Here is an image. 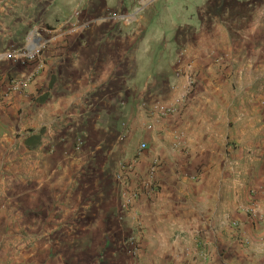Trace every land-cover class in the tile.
<instances>
[{"label":"crops","instance_id":"crops-1","mask_svg":"<svg viewBox=\"0 0 264 264\" xmlns=\"http://www.w3.org/2000/svg\"><path fill=\"white\" fill-rule=\"evenodd\" d=\"M242 21L208 0H0V56L36 29L77 30L24 94L8 79L33 69L0 66V264H82L98 234L123 229L142 240L137 264H264V33ZM158 105L179 112L151 116ZM75 129L99 144L81 153ZM115 131L117 145L100 146ZM115 152L136 162L128 188L159 163L156 193L128 209L127 187L99 172L83 197L86 156ZM107 220L124 226L103 232ZM104 247L100 264L128 263Z\"/></svg>","mask_w":264,"mask_h":264},{"label":"rangeland","instance_id":"rangeland-1","mask_svg":"<svg viewBox=\"0 0 264 264\" xmlns=\"http://www.w3.org/2000/svg\"><path fill=\"white\" fill-rule=\"evenodd\" d=\"M225 3L226 5V13H227V19L231 20V21H237V20H243L242 22L244 24L247 25V23H249L250 21L253 22L254 19H257V22L259 24V26L263 27L262 31L264 33V0H208V4H209V11L211 13V15L216 16L217 12L221 9V6ZM220 7V9H219ZM264 43V42H262ZM261 46H263L264 48V44H261ZM72 126V125H71ZM73 128V127H71ZM118 131V130H117ZM74 137L71 139L72 141V147L75 149H81V153H84V151H86L87 153H89L88 150H90L91 148L94 147L95 144H99L97 143V141H95V138H91V137H86L85 135H87L88 133H86L84 130H79V129H75L73 131ZM69 135V134H67ZM82 135V136H81ZM117 135L118 132H113V134L111 135V137H109V139L107 138V140H103L102 143L100 144V146H102L103 148H111L113 146L117 145ZM84 136V137H83ZM79 138H82L83 140V145L80 146V148H78V144L77 141ZM96 146V145H95ZM85 157L83 156V159ZM86 158L88 160H86V163L84 164V168L83 171L85 172V176H82V179L80 180L82 183L86 184L85 187L82 186V191H83V197H90V193L92 192V188L91 186L88 184L89 182H91L92 178H93V173L95 172H99L102 175L100 177H102V181L105 180L106 182V186H112L114 187V190L116 187H118V183H115V174L117 173L121 163H124L128 160V156H126L123 153H118L115 152V154L112 155L111 157H107L104 154L103 155H99L97 157L91 158L90 155H87ZM105 159H107V164L104 161ZM92 160V161H91ZM100 165V164H104L107 167L105 168L104 171L100 172L97 171V167L96 165ZM87 175V176H86ZM83 177H86L85 180H83ZM116 192H118L117 197L121 199L122 201V197H123V192L122 190L119 189V187L117 188ZM117 208V206H116ZM115 208V212L117 213L118 209L116 210ZM107 222L109 223L108 225H106L104 227V225L102 227L103 228V232H105L107 230V228H109L110 230L112 228H116L118 226V224L121 225L122 227V221L120 222V220L118 221H114L113 222L107 220ZM124 226V225H123ZM84 233V232H83ZM125 234V235H124ZM113 240L109 241V239L107 240V236H105L104 234H98V237L94 238V240H92L93 242L99 244L100 250L97 251L96 253V258H94V254L93 253H88V251L84 250V247L88 248V246L90 245V238L88 239L87 234H83L82 235V240H79L82 244L83 247V252H82V264H92L96 261H99V264L101 262V257L104 256V254L106 255L107 252L103 251L105 249V245L108 244H114L116 245L118 248L117 249H125L127 252L125 253L126 257H127V264H137L138 263V257L140 253V246L142 243V240L139 239L136 236H130L127 237L125 230H121V233H115V234H111ZM77 236V235H76ZM74 236L73 235H67L66 239L67 241H70L71 243L74 240ZM78 238V237H77ZM129 238V240H128ZM107 240V241H106ZM139 244V247H138ZM102 249V250H101ZM120 251V250H118ZM98 257V258H97ZM125 259V258H124ZM123 259V260H124ZM123 260H117V264H121L123 262Z\"/></svg>","mask_w":264,"mask_h":264},{"label":"built area","instance_id":"built-area-1","mask_svg":"<svg viewBox=\"0 0 264 264\" xmlns=\"http://www.w3.org/2000/svg\"><path fill=\"white\" fill-rule=\"evenodd\" d=\"M117 18V14L112 15ZM77 30L75 28L65 29H40L34 30L28 36L26 43L22 47H11L0 56V66L3 60H8L13 65H21L24 67H31L33 69L31 75L21 78H9L8 79V91L10 93L24 94L29 89L32 83L33 77H35L44 67L43 54L49 49V47H59L65 44ZM1 71V68H0ZM1 77V74H0ZM197 83V79H193V84ZM179 112L178 105H158L152 109L150 115H158L160 117H169L176 115ZM150 128V127H149ZM78 148L83 145L82 138L77 141ZM148 149L146 143H142L137 152L136 158L142 156V154ZM135 158V159H136ZM136 162H124L121 163L117 173L115 174V180L119 184H123L127 189L123 192L124 203L123 207L128 209L136 202H138L143 194L153 195L159 188L155 174L158 170L159 163L155 162L149 170L148 176L145 180L138 182L135 186L128 188V180L134 173V167ZM248 215L254 216L253 210L245 211ZM233 228L239 229L240 223L233 221ZM250 241L245 239V244H249Z\"/></svg>","mask_w":264,"mask_h":264}]
</instances>
